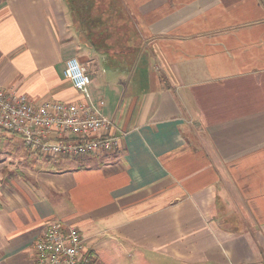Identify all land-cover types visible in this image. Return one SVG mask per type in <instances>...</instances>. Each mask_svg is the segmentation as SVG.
Returning a JSON list of instances; mask_svg holds the SVG:
<instances>
[{
  "label": "crops",
  "instance_id": "crops-1",
  "mask_svg": "<svg viewBox=\"0 0 264 264\" xmlns=\"http://www.w3.org/2000/svg\"><path fill=\"white\" fill-rule=\"evenodd\" d=\"M75 7L112 19L124 49L84 26L77 43ZM72 57L120 144L54 158L0 135V264H37L54 220L95 264H264V0H0V88L82 101Z\"/></svg>",
  "mask_w": 264,
  "mask_h": 264
},
{
  "label": "built area",
  "instance_id": "built-area-1",
  "mask_svg": "<svg viewBox=\"0 0 264 264\" xmlns=\"http://www.w3.org/2000/svg\"><path fill=\"white\" fill-rule=\"evenodd\" d=\"M65 77L82 96L76 102L35 104L14 89L0 88V135L20 137L46 157L91 156L116 148L120 136L106 134L113 123L103 116L105 100L93 102L92 78L78 58L66 63ZM37 264H95L80 231L54 220L34 245Z\"/></svg>",
  "mask_w": 264,
  "mask_h": 264
},
{
  "label": "rangeland",
  "instance_id": "rangeland-1",
  "mask_svg": "<svg viewBox=\"0 0 264 264\" xmlns=\"http://www.w3.org/2000/svg\"><path fill=\"white\" fill-rule=\"evenodd\" d=\"M82 9H83V11H82L83 13H82L81 16H85V12L87 11V13L89 14L88 15L89 16V21L92 19L93 22H95V20L98 19L96 17H100L101 16L100 11L98 12V10H96V9H87V10L84 9V8H82ZM116 12H123V10H111L110 11V14L111 15H114V13H116ZM104 16H106V14ZM113 20L115 21V23H118L119 22V17H117V16L115 17L114 16ZM81 21H83V24L82 25H80V22ZM74 22H76V24L72 27L73 28V34H74V38L76 39L77 43H79V39H80V27L82 28L84 26V20H83V18H80V16L77 15L76 17H74ZM100 22L101 23H108V25L106 27H111L112 36H111L110 39H108V42L107 43H101V44L96 45V49L98 48V49H100L102 51H108V50H113V51L123 50L124 49V44H123L122 38L124 36L121 35L120 33H117V30H116L117 29V24L116 25H112V23H111L112 22V19L109 20L107 18L100 19ZM97 26H99V28L101 30V26H103V25H97ZM92 27L93 28H97L95 25L92 26ZM82 37L86 40V41L84 40L85 41L84 42V45H88L89 42L87 41V38L85 37V35H82ZM89 46H90V44H89ZM90 54L92 55L91 57L93 59L94 58V55L92 53H90ZM91 57H88V58L91 59ZM119 57H117V61L119 62L120 65H125L126 66V65L129 64V61H132V58L131 57L122 56V55H120ZM88 58L86 59V63H87V66L90 68V60ZM127 59H128V62H127ZM79 61L83 65H86L85 63L82 62V60H79ZM111 65H108V67H110ZM1 145H2L1 148H0L2 150L1 152H3V154H5L4 152L5 151H8L7 148L10 145H7V143H5V142H3ZM11 151H13V149H10L9 150V152H11ZM2 158L7 159V156L3 157V156L0 155V160H3Z\"/></svg>",
  "mask_w": 264,
  "mask_h": 264
},
{
  "label": "trees",
  "instance_id": "trees-1",
  "mask_svg": "<svg viewBox=\"0 0 264 264\" xmlns=\"http://www.w3.org/2000/svg\"><path fill=\"white\" fill-rule=\"evenodd\" d=\"M73 11H74V13L76 14V15H78V16H81L82 15V11H83V9L81 8V9H79V8H77V7H75V8H73ZM110 11L111 10H107V13L108 14H110ZM89 14L87 13V11L85 12V16L83 17V20H84V28H87L88 27V29H89V31H90V29L91 28H93L92 26H96L97 28H93L94 29V31L95 32H97L98 33V35L97 36H94V39H93V41H95L96 43H107L108 42V39H110L111 38V36H112V33H111V27H106L107 25H108V23H103V24H94V23H92L93 22V20H88V16ZM86 21H88V22H91L92 23V25L91 24H85V22ZM96 21V20H95ZM97 25H103V26H101V30H100V28H99V26H97ZM103 41V42H102ZM94 260V259H93Z\"/></svg>",
  "mask_w": 264,
  "mask_h": 264
}]
</instances>
